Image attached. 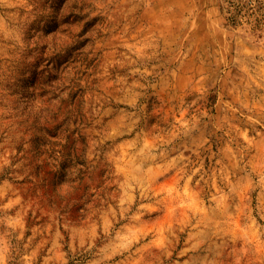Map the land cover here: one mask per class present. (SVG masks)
<instances>
[{
  "label": "rangeland",
  "instance_id": "rangeland-1",
  "mask_svg": "<svg viewBox=\"0 0 264 264\" xmlns=\"http://www.w3.org/2000/svg\"><path fill=\"white\" fill-rule=\"evenodd\" d=\"M225 1L0 0V264H264V31Z\"/></svg>",
  "mask_w": 264,
  "mask_h": 264
},
{
  "label": "trees",
  "instance_id": "trees-1",
  "mask_svg": "<svg viewBox=\"0 0 264 264\" xmlns=\"http://www.w3.org/2000/svg\"><path fill=\"white\" fill-rule=\"evenodd\" d=\"M225 20L231 26L249 25L257 34L264 31V8L260 2L247 5L243 0H226ZM262 4V3H261Z\"/></svg>",
  "mask_w": 264,
  "mask_h": 264
}]
</instances>
